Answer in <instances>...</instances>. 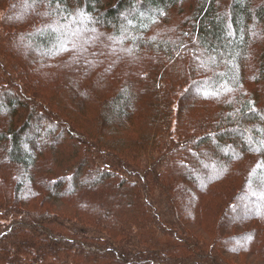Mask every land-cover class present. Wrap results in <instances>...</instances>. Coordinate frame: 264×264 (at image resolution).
Returning a JSON list of instances; mask_svg holds the SVG:
<instances>
[{
    "label": "trees",
    "instance_id": "trees-1",
    "mask_svg": "<svg viewBox=\"0 0 264 264\" xmlns=\"http://www.w3.org/2000/svg\"><path fill=\"white\" fill-rule=\"evenodd\" d=\"M242 254L264 264V0H0V264Z\"/></svg>",
    "mask_w": 264,
    "mask_h": 264
},
{
    "label": "rangeland",
    "instance_id": "rangeland-1",
    "mask_svg": "<svg viewBox=\"0 0 264 264\" xmlns=\"http://www.w3.org/2000/svg\"><path fill=\"white\" fill-rule=\"evenodd\" d=\"M50 31L47 33L45 31V33L43 34L44 38H46L50 45H56L59 44L61 42V38H60V31L54 29V28H50ZM36 36V35H35ZM36 48H38L37 46H39L40 44H35ZM30 57V61H32L33 56H29ZM31 64V63H29ZM62 77H67V76H62ZM77 88V87H76ZM74 91V90H73ZM71 93H69L64 99H62V101L65 102L67 108H70L73 111H78L79 108H83V103L82 101L76 97L75 93L70 91ZM56 98L51 99L52 101H54ZM3 102V101H2ZM50 106V105H49ZM228 151L230 152L231 150L228 149ZM213 159L211 158L210 161H208V169L211 170L212 166H213ZM178 170V169H177ZM189 175L193 178V180L195 182L200 183L204 177L203 171L201 170H196V169H191L189 172ZM244 230V227H240V229H238L236 231V233L242 232ZM233 258H235L237 261L239 262H243L245 264H260V262L256 259V257L254 255H239V256H234Z\"/></svg>",
    "mask_w": 264,
    "mask_h": 264
}]
</instances>
